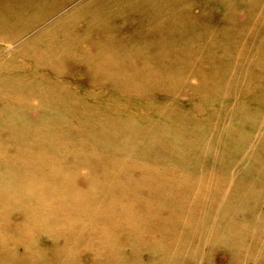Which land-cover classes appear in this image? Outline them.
<instances>
[{
  "label": "rangeland",
  "instance_id": "1",
  "mask_svg": "<svg viewBox=\"0 0 264 264\" xmlns=\"http://www.w3.org/2000/svg\"><path fill=\"white\" fill-rule=\"evenodd\" d=\"M61 1L63 11L51 20L28 29L20 21L14 27L20 39L0 51L3 68L11 62L15 45L32 48L43 59L46 30L82 4H93L97 11L101 0ZM192 3L187 0L185 10ZM261 5L254 22L244 23L240 41L234 42L241 57L233 54L235 67L225 77L231 83L240 75V66L246 69L240 94L251 81L264 88V74L256 69L261 59L264 65V0ZM144 6L151 20L153 8ZM200 8L214 12L209 3ZM33 10L47 13L48 7ZM209 15L194 22L195 32L177 35L175 44L159 46L163 32L142 37L140 33L153 28L151 21L142 23L138 9H126L118 19L124 23L105 29L98 25L102 30L94 31L118 35L123 28L118 36L132 50L112 51L113 65L96 66L104 57L94 50L88 53L92 45L84 46L83 41L91 38L83 40V30L79 50L72 39L73 48L52 52L56 58L46 57L60 64L62 77L31 58L12 56L17 61L4 69L2 77L20 86L21 80L7 73L19 71L14 67L21 65L20 76L64 100L66 112L56 113L45 134L42 105L35 97L26 98L33 117L11 121L17 135L0 134V156L25 152L30 159H40L47 173L37 200L29 198L35 187L15 190L13 181L5 184L0 176V196L24 195L21 206L19 197L5 209L0 204V239L3 234L10 243L0 248V264H264V94L238 96L226 88L218 95L210 80L204 81L200 72L216 76L205 61L209 39L215 31L232 30L224 21L218 24L220 19L210 26ZM135 36L139 41L133 44ZM174 46L181 47L178 54L171 53ZM138 66L151 73L149 81L137 88L141 90L128 91L121 81ZM252 69L259 77L250 81L247 75ZM246 112H259L260 118L243 124ZM2 123L7 122L0 117V128ZM157 172L165 177L158 179ZM43 199L53 203L48 213ZM40 212L43 223L25 219Z\"/></svg>",
  "mask_w": 264,
  "mask_h": 264
},
{
  "label": "bare ground",
  "instance_id": "2",
  "mask_svg": "<svg viewBox=\"0 0 264 264\" xmlns=\"http://www.w3.org/2000/svg\"><path fill=\"white\" fill-rule=\"evenodd\" d=\"M54 0H0V51L6 46V44H14L15 41L20 39V36L17 34H14V27L20 24V21L22 22L23 28L28 29L31 28L33 24H41L43 22H47L54 18L60 11H63V8L61 6L62 1L58 0V3H51ZM70 1V0H68ZM67 1V2H68ZM100 0L95 1L98 2ZM187 0H101L98 6V10L95 11L92 8L93 4H88L83 6L76 7L73 11L66 12L65 15L61 19H59V23L56 25H52V27L48 28L46 32L43 35V47L46 48L45 50V57L43 59H40L34 55L32 48H25L23 46L16 47L13 46L11 49V53L13 55H18L20 57H23L24 59L31 58L33 61H35L38 64H41L45 67L47 70H51V72L54 73V75H60L62 77L63 69H61V66L56 61L50 60L48 61L46 57L56 58L52 52H58L61 54L62 52L66 51L67 49H71V47H74V42L71 41L72 39L76 40L75 43V51L80 49V45L78 43L79 36L82 35V31L85 32V37L83 40L91 38L87 41H83V45L91 44L92 48L88 52L89 54H92L93 50L95 53L101 54L104 59L100 61H96L95 65L98 66L100 63H107L110 65H113L115 60L111 59V52L118 51L120 53L122 52H128L132 48L128 47L125 48L126 45H124V37L118 36L119 34L123 33L124 29L121 28L118 31V35L116 33L110 32L109 34H106L105 31H103L100 35L96 34L94 30L101 31L102 28L98 27V25H102L104 29L108 26L115 25L117 26L121 21L124 23L123 20L118 21L120 16L123 14V12L126 9H138L140 17L139 20H141L142 23L144 21L150 20L147 17L148 13H145L144 11V4H150L153 10L151 9L152 13V19L151 21V27L152 29H146L144 33H140L143 36H150V35H158L157 33L163 32L164 37H159L157 39V45L160 46V44L165 45H172L175 44L173 39H178L177 35L183 36V34L187 31L195 32L197 29L194 22L196 23L197 20L200 18L206 19V16L209 15L210 17V26H213V23H218L217 21H220L218 24L222 26L223 21L228 23L232 26V30L229 31L230 33L224 32V33H218L219 31H215L216 33H213L212 37L209 39L210 42V48L208 50V58H206V64L210 67V73L214 72L216 76H213L208 73L200 72L203 77L204 81H206V78L210 80V85L215 88V93L217 92L218 95L219 92L223 91L224 89H228L234 94H237L238 96H248V97H258L259 93L264 94V88H259L252 83V79H255L259 77L254 73V69L248 72L249 75L248 78L251 82H248L247 85L244 87V94H240L242 91L239 87V83H244L245 79L243 78L244 73L246 69L243 66H240V62L236 64V66H240V75H237L233 82H228L225 77L228 73L232 72L231 69H234L235 63L231 62V57L235 53V56L241 57V50L239 47H235V43H238L242 37V31L245 28L243 27L244 23H253L254 18L256 17V14L263 8L261 5V0H193V3L191 4V8L188 10H185L183 7L185 5V2ZM66 2V3H67ZM65 3V4H66ZM209 3V8H213L214 12L212 13H206L203 12V10L200 8L204 6L206 8V4ZM48 7V11L44 13L35 14L33 10L34 8H42L45 9ZM149 10V9H148ZM194 10H196V15L194 14ZM54 13V14H53ZM130 15H133L130 13ZM128 19V16H126ZM185 18H187L185 20ZM191 18H194L191 21ZM154 19V20H153ZM125 20V19H124ZM158 22H155V21ZM126 23V20H125ZM234 25V26H233ZM242 25V26H241ZM242 28L240 29L239 28ZM252 28V27H251ZM37 29V28H36ZM56 32H55V30ZM81 30V31H80ZM32 32V31H31ZM212 32V31H211ZM133 33H136L133 31ZM95 34L97 37H95ZM139 34V33H138ZM139 34V36H140ZM46 38L49 43L45 44ZM240 38V39H237ZM132 39H136L134 42ZM132 39L131 43L136 44L139 41V37L135 36ZM67 40V41H66ZM72 42V43H71ZM233 43V49H229V45ZM16 44V43H15ZM69 46V48H68ZM138 46V45H136ZM8 47V46H7ZM6 47V48H7ZM58 47V48H57ZM102 47V48H100ZM97 48H100L97 51ZM181 47H172L171 53L178 54V51H180ZM264 49V45H263ZM218 50L220 51V54H218ZM9 51V50H8ZM183 51V49H182ZM264 51V50H263ZM188 52V51H187ZM182 54L184 52H181ZM185 54V53H184ZM187 53V55H189ZM264 54V53H263ZM12 55V56H13ZM200 55H202V52H200ZM217 56L220 60H215L211 56ZM12 56L9 57L10 63L8 65H4V68L2 67V64L0 66V117L3 118L2 123L3 127L0 128V134L3 137L7 136H15L17 135V131L14 130L13 124H11V121L17 120V121H25L29 118H32L29 114L31 110V104L26 100V98H33L35 97V100L40 102L42 105L40 108V111L45 116V121L42 124V127L45 129V134L49 133V127L53 123V118H56V113H63L66 112V108H64V100H62L60 97H55L54 95L50 93H43L45 92L44 89L36 87L32 82H28L26 78L20 76V74H23L19 71L22 70L21 65L15 66L14 68L19 71H14L7 74H15L17 79L14 80H21L19 81L21 83L20 86H13V84H10L9 81H12L8 78H3L2 74L5 73V70H9L12 68L17 61L16 57L14 59ZM70 60H73L74 58H69ZM225 59L229 60L225 61ZM208 62V63H207ZM263 60L261 59L260 62H258V66L256 69H259L260 76L261 74H264V65H262ZM94 68H96L94 66ZM5 69V70H4ZM61 69V70H60ZM128 69V67H127ZM32 70V69H31ZM63 70V71H62ZM131 70V69H130ZM244 70V71H243ZM237 72V70H236ZM239 72V70H238ZM34 73V72H33ZM132 75L126 78V81H121V83L124 85V88L128 91L130 90H141L137 89L142 84H145L149 80L147 79L148 76L151 75L150 72H148V69L144 66H138L135 67V69L132 71ZM198 73V72H197ZM196 73V74H197ZM218 73L224 76V78H221ZM135 74V76H134ZM25 76V75H24ZM246 76V77H247ZM137 78V81H134L133 79ZM218 77V79H217ZM128 79V80H127ZM113 80V79H112ZM223 81V85L220 84V82ZM135 82V83H134ZM115 87V86H114ZM123 90L124 88L121 87ZM237 89V90H236ZM27 91V92H24ZM125 91V90H124ZM26 96H24V94ZM258 95V96H257ZM241 99V98H240ZM246 100V99H245ZM248 101V100H246ZM248 103V102H247ZM33 109H36L33 107ZM32 109V110H33ZM179 117L185 119V114L176 112ZM59 116V115H57ZM246 117L241 123H246L250 121H253V118H255V121L260 118L259 112H254L253 114H249L246 112ZM101 126H104L103 124ZM32 126H28V129H30ZM172 132V131H171ZM148 133V132H147ZM112 134H115L112 133ZM154 135V134H152ZM169 144H167L168 146ZM166 146V148H167ZM172 147V145H170ZM23 150H27L24 148ZM26 173H32L33 176H27ZM58 173V172H57ZM46 172L44 170V167L41 164L40 159H30V157L25 153L16 152L12 153L11 155L7 156H0V176H4V182L6 184V180L13 181V184H11L15 190H21L22 188L31 187L32 189L35 187L36 191L29 195V198H32L33 200L38 199L39 190L43 188L45 183V176ZM158 179H163L165 177L164 173L157 172L155 173ZM11 177V178H10ZM28 177L27 181L22 179ZM19 181H24V183H21ZM104 189V188H102ZM1 193V192H0ZM169 193V191H167ZM19 197V199H18ZM24 195L21 196L15 195L12 197H5L3 195L0 196V204L3 206L2 209H5L6 203L16 201L18 199V203L21 206L24 202ZM47 199H43L42 205L47 207V212L51 211V208L53 207L52 202L46 201ZM40 202V201H39ZM44 215L42 212H40L38 215L34 214L33 216L26 217L25 219H29L33 223H43ZM48 226V223L46 224ZM44 225L42 228L47 229V226ZM29 234H31V230H29ZM1 232V231H0ZM10 246L9 241L6 239V237L1 234L0 239V248L5 247V249Z\"/></svg>",
  "mask_w": 264,
  "mask_h": 264
}]
</instances>
